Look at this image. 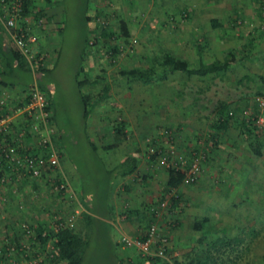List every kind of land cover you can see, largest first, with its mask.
I'll list each match as a JSON object with an SVG mask.
<instances>
[{
  "label": "rangeland",
  "instance_id": "obj_1",
  "mask_svg": "<svg viewBox=\"0 0 264 264\" xmlns=\"http://www.w3.org/2000/svg\"><path fill=\"white\" fill-rule=\"evenodd\" d=\"M86 1L87 13L93 16L96 7L103 8L102 17H90L84 22L81 16L85 0H60L62 20L60 29L54 36L56 42L52 44L51 50L42 43L45 51L43 65L48 67L55 61L44 82V93L52 101L57 127L63 132L65 141H61L62 156L59 158V166L64 175L70 173V167L72 174L76 173L73 185L75 195H81V203L85 206L87 203L89 208L86 213L87 224L80 228L85 245L78 264H119L114 260L116 250L107 245L100 231L103 209V202H100L106 192V174L99 162L103 157L97 144L100 141L106 144L114 140L108 134L113 123L104 122L98 125L92 122V118L101 122L103 115L117 118L123 114L124 117L131 115V120L136 116L138 120L146 114L152 119L160 114L169 125L155 123L146 128V124L139 122L142 124L137 128L141 134L139 140L146 154V150L153 146L150 140L152 129L160 134L170 129L175 139L171 142L165 141L164 136V142L167 148L174 147L178 152L187 151L186 146L192 144L189 142L197 143L199 147L204 145L209 139L208 122L213 119L212 106L218 99L229 103L230 110L239 115L249 113L256 106L257 118L260 119L257 122L260 123L264 117V107L259 108L255 100L260 96L264 98V86L254 74H264V0ZM185 10L187 12L183 16ZM119 17L125 21L128 34L118 26ZM210 17H216L221 22V27H212ZM26 18L30 25L27 29L35 37L32 48L35 50L36 46L37 50V44L42 42V38L38 39L37 35L43 33H39L41 27H37L38 31H35L31 25L35 27L40 19L32 20L28 16ZM103 21L114 25L110 36H99L96 30L95 26ZM83 34L88 38L86 45ZM195 34L204 35L208 39L201 54L203 61L221 58L228 47L236 50L239 59L221 76L216 75L214 78L208 75L187 78L182 72H174L164 79L141 83L119 73V70L132 66L150 64L152 53L166 48L186 58L191 65H196L198 55L191 42ZM50 42L53 43L52 40ZM107 43H114L120 48L114 56H109ZM82 49H85V53L81 60L79 57ZM80 66L81 70L78 69ZM75 76L83 81L78 90ZM94 78L99 79L97 83L88 84ZM104 83L107 84V89L100 99H96ZM256 89H260L262 93H254ZM88 91L91 93L87 101L90 112L83 118L79 96L80 93ZM142 111L147 113L142 115ZM175 123H178V129L175 128ZM94 130L107 132L106 135L112 138L104 136L103 140ZM126 132L129 138L125 140V144H129L133 139L130 137H134L129 134L134 132L131 129ZM86 135L96 143L95 149L90 147ZM57 147L59 149L60 146ZM160 158L162 159L161 156ZM77 180L81 185H78ZM35 183L28 181L18 184L9 198L6 193L8 189L5 191L7 187L2 189L6 201L1 209L2 216L0 215V247L4 244V235H7L15 242L32 245L30 251H33L40 244L33 236L36 225H42L43 230L49 232L58 215L67 216L79 207L73 198L53 193L46 182L39 181L37 186ZM80 210L74 214L70 229L75 228L76 217L83 211ZM5 212L8 215L9 212L13 214L10 221H7ZM23 223L32 228L31 234L25 231L20 233L19 228ZM44 252L53 254L43 249ZM50 258L43 257L42 263L47 264ZM5 260L7 264H15L25 259L21 258V253L16 252L11 253Z\"/></svg>",
  "mask_w": 264,
  "mask_h": 264
},
{
  "label": "crops",
  "instance_id": "obj_2",
  "mask_svg": "<svg viewBox=\"0 0 264 264\" xmlns=\"http://www.w3.org/2000/svg\"><path fill=\"white\" fill-rule=\"evenodd\" d=\"M40 6H43L45 13L40 17L39 24H36L35 27L33 24L31 26L35 31H38L37 27H41L39 33L43 34L37 35L38 39L42 38L40 45L43 43L46 47H50L47 49L51 50L52 44L56 42L54 36L61 24L62 8L58 4L47 2ZM38 7L36 6L32 11L36 12ZM30 16L32 17V15ZM51 40L53 43L50 42ZM34 47L36 48V46ZM4 69V56L0 52V99L8 103L22 100L25 88L23 85L29 79L28 73L21 74L20 78L24 81L10 83L9 76L3 72ZM213 108L214 104L212 110ZM146 113L145 111L142 115ZM122 115L117 118L112 115H103L101 122L92 118V122L98 123V125L104 122L112 124L118 120L124 122V137L121 136L119 139L113 130L108 133L114 137V140L108 143H113L114 146H106L101 141L97 144L103 157V160L99 159L102 170L104 172L107 169L112 171L108 174L109 177L105 175V179L108 180V189L104 192L100 202H103L100 217L102 229L100 231L107 245L116 250L115 262L119 264H150L149 261L152 257L143 256L132 247L121 246L117 239L121 234L143 235L150 215L149 207L156 200L163 198L167 202V209L162 208L158 225L160 232L165 237L166 252L170 255V260L163 258L169 264H171V259L183 258L189 252H194L197 257L203 258L204 252L209 246L211 247L210 244L213 242H219L223 238L236 237L239 240L235 247L229 251L226 264H264V131L261 129L256 135V149L260 150V153L256 154L246 145L247 133L240 132V126L229 121L227 129L220 132V136L215 138V145L212 144L207 149L208 159L195 183L167 186L164 162L159 155L151 157L145 153L142 142L139 140L141 134L138 133L137 128L142 124H146L147 128L155 123L168 125L169 123L163 121L160 114L156 115L157 118L153 116V119L148 118V114H146L144 118L138 120H136V116L131 120V115L128 117ZM239 117L241 118V116ZM54 123L58 125L56 121ZM129 129L134 132L129 135L134 137H130L133 138L132 142L125 144V140L129 138L126 131ZM96 131L102 139L105 138L104 136H108L107 132L94 130L95 134ZM151 131V142H157L162 148L166 147L164 134L156 133L153 129ZM250 136L253 135L250 134ZM108 138L112 137L108 136ZM118 139L119 145L117 144ZM165 141L167 140L165 139ZM189 143L193 144V142ZM125 156H129L130 161L134 159V167L127 172L118 171L116 165ZM67 164H65L66 168H68ZM70 169L71 174L66 171L67 175L65 174V176L73 189L76 173L72 174V168L70 167ZM77 182L78 185H81L78 180ZM35 185L37 186V183ZM6 187L5 191L8 189L6 193L9 198L13 193L14 186ZM80 198L81 195H75L73 201L81 207L80 211L83 210L76 217L74 223V229L81 234V226L86 225L88 221L86 213L89 208L87 203L86 206L83 202L81 203ZM11 203L8 205L9 209ZM5 214L7 221H10L13 214L11 215L10 212V216L6 212Z\"/></svg>",
  "mask_w": 264,
  "mask_h": 264
},
{
  "label": "trees",
  "instance_id": "obj_3",
  "mask_svg": "<svg viewBox=\"0 0 264 264\" xmlns=\"http://www.w3.org/2000/svg\"><path fill=\"white\" fill-rule=\"evenodd\" d=\"M53 3V4H60V0H22V11H21V19H19V23L21 26L27 28L29 25L27 24V16L32 15V17L29 19H40V17L43 16L45 13L43 10V6H40L43 3ZM264 4V3H263ZM36 6L38 7V10L36 12H33V8ZM156 7V6H155ZM263 10H264V6ZM43 8V9H42ZM62 8V6H61ZM87 1L83 2V8H82V20L84 22H87L90 17H93V19L98 18L99 16L102 17L101 13L103 12V8L96 7L94 9L93 16H90L87 12ZM168 13V11H165ZM187 10L183 11V16L186 15ZM172 15V14H171ZM236 18V17H235ZM210 25L212 27H221V22L217 20L216 17H210L209 18ZM118 26L123 30V32L128 34V31L126 30L125 26V21L122 18H118ZM96 30L98 31L99 36H110L111 33L113 32L114 25L108 24L107 22L103 21L101 24L96 25ZM60 29V26H59ZM0 52L3 53L4 56V67L5 69L3 72H5L10 79V83L17 82L20 83L21 81H24V79L21 80L20 77L21 74L23 73H28L29 79L28 81H25L26 83L23 85L25 87L27 83L30 81L31 73L29 69V64L27 60L25 59L24 55L21 53V51L14 45L13 41L11 40L9 33L6 28H4L0 22ZM83 42L86 45L88 42V38L83 34ZM192 45L196 49V53L198 55V63L196 65H191L189 61L181 56L176 55L172 50L166 48L163 50H160L158 52L152 53L150 57V64L145 65V66H132L127 69H122L119 70V73L124 75V76H129L133 80L141 82V83H152L158 79H164L168 75L174 73V72H182L185 74L187 78L192 77L193 75L197 76H204L208 75L210 78H214L216 75L221 76L223 72L229 69V67L239 59V56H236V50L233 47H228L226 49V52L222 54L221 58L215 57L212 60L208 61H203L202 60V52L204 48L206 47L208 43V39L204 37V35L200 34H195L192 38ZM4 44V46H3ZM33 45V42L31 43ZM108 49L107 51L110 53V57L114 56L118 51L119 47L118 45H115L114 43L110 44L107 43ZM2 47V48H1ZM35 48V47H34ZM43 46L38 43L37 45V50L35 48L36 54L38 53H45L43 50ZM83 48V46H82ZM33 49V48H32ZM34 50V49H33ZM85 49H82L80 59L82 60L84 57ZM55 62V61H54ZM51 64L50 66H45V65H39L36 70V75H37V81L40 89L44 92L46 91V87L44 86V82L46 80L54 66ZM81 66L78 68L80 69ZM81 70V69H80ZM246 77V75L244 74ZM254 76H257V79L260 81V84L264 86V74L256 73ZM99 79L94 78L88 81V84H95L97 83ZM75 85L77 87V90L80 89V87L83 84V81L75 76ZM5 83V82H4ZM107 89V84L104 83L101 86L100 91L98 92L96 99H100L105 91ZM254 93H262L260 89L254 90ZM48 101H49V108L52 112V119L55 120L54 117V108L52 105L51 99L48 97L46 94ZM91 96L90 91L85 92V93H80L79 99L81 100V105H82V116L87 117L90 112V108L87 107V101L89 100ZM257 96V95H256ZM255 96V97H256ZM17 101V100H16ZM256 104L257 101L255 100ZM14 102L10 101V104ZM256 109V110H255ZM241 116V118L239 117ZM257 108L256 106L252 107L249 113L245 115H239L238 113L232 112L229 108V103L225 102V100H220L218 99L214 103V108H213V119H211L208 122V127L210 128L209 132V139L203 144L200 145V147L196 144H191V147H187V151L182 152L183 153V158L185 159L184 161V168H186L187 164L189 161L196 156L197 154L200 156V162H201V167L200 171L197 175V179L199 177L200 172L202 171L205 161L208 159V152L207 149L214 143H216L217 137L220 136V132H224L228 125L229 121H233L236 124L240 126V132H246V145L249 149H251L252 152L259 154L260 150L256 149V135H258L259 130L262 129L264 131V118H262V121L258 123V118H257ZM54 121L52 120L53 124ZM85 124V122L83 121ZM123 120H118L117 122H114L112 124V130L113 132L116 133V137H124L123 133ZM57 124V122H56ZM58 125L55 126L56 128V145H59V155L61 156L62 154V144L61 141H64V137L62 135V131L60 130ZM175 128L178 129V124L175 125ZM174 128V129H175ZM170 132V135L172 139L174 140V135L170 129H168ZM253 135V136H250ZM255 135V136H254ZM255 137V139H254ZM87 142L89 143L90 147L95 149L96 144L93 143L88 135H86ZM172 140V141H173ZM65 142V141H64ZM156 143V144H155ZM153 144V147L155 148L152 153H149V156H157V152H161L163 149V153H167L168 149L167 146L162 148L160 145H158L157 142ZM105 145V144H104ZM115 144L113 143H106V146H114ZM58 148V147H57ZM200 148V149H199ZM181 149V148H180ZM164 154L160 153V156ZM60 158V157H59ZM60 160V159H59ZM133 161V162H132ZM130 161L129 156H125L120 160V162L116 165L118 168V171H130L134 167V159ZM102 168V166H101ZM56 171L59 173V171L56 169ZM183 171L181 168H176L173 166H166V173H167V181L166 185L167 186H177L178 184L182 183V177H183ZM112 171L110 170H105V174L108 176ZM106 178V177H105ZM104 178V179H105ZM196 179V180H197ZM192 181L188 184L195 183V181ZM108 182L105 179V185L107 191L108 189ZM186 184L187 183H182ZM165 200V199H158L156 200L153 204H157L159 201ZM166 201V200H165ZM163 209H167V202ZM149 210V217L146 222V225L149 223L151 220H156L158 222V218L160 217L162 213V209H159V215L158 217H155L153 212ZM35 235L34 238L36 239L37 242L40 243V246L44 243V236L41 235V231L43 230L42 225H36L35 228ZM9 234V233H7ZM55 235L57 237L56 241L54 242V246L56 247L53 256L50 258V261L47 264H78L80 260L82 259V252L83 248L85 245V240L81 236L80 233H78L75 229H70L69 227H62L59 228L56 232ZM239 238H223L221 241L212 243L210 244L211 247L209 246L207 250L204 252L203 258H199L194 254V252H189L181 257L173 258L171 261V264H226L227 262V257L229 255V251L235 247V244ZM4 249L1 247L0 252H2ZM2 257V254L0 253V258ZM151 260L149 261L150 264H169L166 259L160 256H152L150 258Z\"/></svg>",
  "mask_w": 264,
  "mask_h": 264
},
{
  "label": "built area",
  "instance_id": "obj_4",
  "mask_svg": "<svg viewBox=\"0 0 264 264\" xmlns=\"http://www.w3.org/2000/svg\"><path fill=\"white\" fill-rule=\"evenodd\" d=\"M22 0H0V22L7 29L14 45L21 51L29 64L31 80L25 86L22 93V100L10 104L0 99V215L5 204V197L2 189L8 185L17 186L23 182L33 181L38 183L44 181L53 193L62 194L75 199L74 191L67 178L59 166V151L56 141V128L52 122V112L48 106L49 101L46 94L40 89L37 81L36 70L39 65H43L45 53H38L32 49L31 43L35 37L29 30L19 23L21 19ZM257 106L264 107V98H256ZM258 121L260 119L258 118ZM165 139L171 142L173 139L169 131L163 133ZM154 147L150 146L146 151L152 153ZM167 153H161L165 166L181 168L183 171L182 183H190L197 179L200 171V156H194L186 168H184L183 153L168 147ZM163 151V150H161ZM160 154L159 150L157 156ZM59 171V173L56 171ZM166 204L165 200L159 201L149 207L155 217L159 215ZM79 208V209H78ZM80 206L73 213L67 216L58 215L54 219L53 228L49 231H41L44 236V243L30 251L33 246L23 245L13 241L9 236L4 235L3 251L0 252V264H7L6 258L11 253H21L22 262L15 264H44L43 257L48 252L43 253V249L54 253L56 247L54 242L57 237L55 232L62 227H69L72 224L73 216L78 213ZM20 233L24 231L31 234L28 224H21ZM30 229V230H29ZM164 235L159 230L157 221L151 220L145 227L143 235L131 236L121 234L117 239L123 247H132L141 255L146 257L160 256L170 260V255L164 246ZM0 247V249H1ZM50 254V253H49ZM26 259H28L26 261Z\"/></svg>",
  "mask_w": 264,
  "mask_h": 264
}]
</instances>
